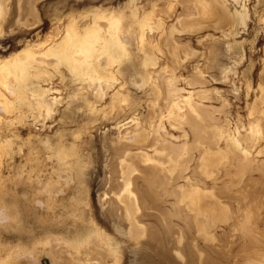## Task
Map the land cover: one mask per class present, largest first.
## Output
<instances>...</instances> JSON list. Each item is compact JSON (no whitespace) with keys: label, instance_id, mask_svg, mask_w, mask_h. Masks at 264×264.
<instances>
[{"label":"bare ground","instance_id":"obj_1","mask_svg":"<svg viewBox=\"0 0 264 264\" xmlns=\"http://www.w3.org/2000/svg\"><path fill=\"white\" fill-rule=\"evenodd\" d=\"M31 3L19 0V15ZM65 5L46 44L0 64V74L35 93L52 69L69 68L76 102L107 125L100 206L122 237H140L133 250L155 264H176L173 250L185 264H264V75L252 93L246 74L235 81L232 71L242 61V0ZM207 29L218 36H197ZM224 83L222 94L208 88ZM241 99L243 114L231 107Z\"/></svg>","mask_w":264,"mask_h":264},{"label":"rangeland","instance_id":"obj_2","mask_svg":"<svg viewBox=\"0 0 264 264\" xmlns=\"http://www.w3.org/2000/svg\"><path fill=\"white\" fill-rule=\"evenodd\" d=\"M65 1L32 0L33 12L19 15V0H4L0 5V64L22 56L28 47L41 46L51 35L55 13L62 4L66 3L68 13L71 6L76 8L86 0ZM92 1L97 5L102 0ZM242 4L244 25L236 36L242 61L232 71L235 81L244 72L254 93L264 75L260 51L264 46V0H242ZM205 35L217 37L218 33L207 29L197 36ZM53 58L50 55L44 61ZM33 71L25 66L23 76L28 78ZM50 75L44 76L45 81L33 93L23 78L12 80L0 74V91L6 94V103L0 101V130L6 135L5 145L0 147V264H146L148 260L147 264H155L157 257L148 251L133 250L132 242L140 237H122L116 220L100 206L107 163L100 141L107 135L106 123L94 122L87 108L76 102L69 68L58 65ZM244 84L238 85L240 98L244 97ZM227 86L210 84L208 88L222 94ZM39 91L43 93L37 94ZM231 101V107L243 114L247 102ZM181 244L174 246L181 249ZM180 251L183 256L174 250L173 255H166L169 259L176 256L170 260L176 264H185V252Z\"/></svg>","mask_w":264,"mask_h":264}]
</instances>
